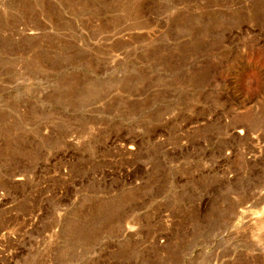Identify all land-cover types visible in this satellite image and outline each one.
Instances as JSON below:
<instances>
[{
    "label": "rangeland",
    "instance_id": "374dc122",
    "mask_svg": "<svg viewBox=\"0 0 264 264\" xmlns=\"http://www.w3.org/2000/svg\"><path fill=\"white\" fill-rule=\"evenodd\" d=\"M0 264H264V0H0Z\"/></svg>",
    "mask_w": 264,
    "mask_h": 264
}]
</instances>
